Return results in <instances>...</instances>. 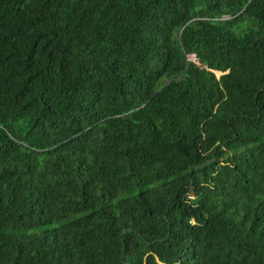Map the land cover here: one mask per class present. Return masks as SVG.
Segmentation results:
<instances>
[{"label": "trees", "instance_id": "trees-1", "mask_svg": "<svg viewBox=\"0 0 264 264\" xmlns=\"http://www.w3.org/2000/svg\"><path fill=\"white\" fill-rule=\"evenodd\" d=\"M0 264H264V0H0Z\"/></svg>", "mask_w": 264, "mask_h": 264}, {"label": "rangeland", "instance_id": "rangeland-1", "mask_svg": "<svg viewBox=\"0 0 264 264\" xmlns=\"http://www.w3.org/2000/svg\"><path fill=\"white\" fill-rule=\"evenodd\" d=\"M190 60H193V58L190 56L189 57ZM217 75H219V72H216Z\"/></svg>", "mask_w": 264, "mask_h": 264}, {"label": "water", "instance_id": "water-1", "mask_svg": "<svg viewBox=\"0 0 264 264\" xmlns=\"http://www.w3.org/2000/svg\"><path fill=\"white\" fill-rule=\"evenodd\" d=\"M191 61H193V60H191Z\"/></svg>", "mask_w": 264, "mask_h": 264}]
</instances>
